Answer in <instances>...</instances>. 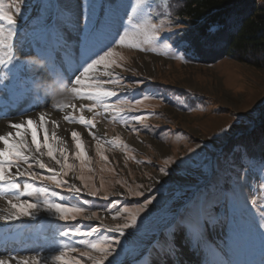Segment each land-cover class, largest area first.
I'll return each instance as SVG.
<instances>
[{
  "label": "rangeland",
  "instance_id": "374dc122",
  "mask_svg": "<svg viewBox=\"0 0 264 264\" xmlns=\"http://www.w3.org/2000/svg\"><path fill=\"white\" fill-rule=\"evenodd\" d=\"M5 3L11 5L6 10L15 15L14 0H5ZM116 3L122 6L123 15L125 11L130 12L134 0H116ZM148 3L154 13L152 21L158 23L161 19L165 20L161 39L185 28L183 21L176 16L178 5L174 1L148 0ZM260 4L264 6V2H258ZM54 5H63L78 12V3L73 5L70 0H26L22 5V15L16 17L17 36L13 38L10 48L0 50V60L5 61L0 65V135L15 132L11 124L24 123L28 130L37 132L38 140L43 143V132L35 125H27L26 121L41 114L45 118L53 115L58 122V134L56 132L57 139L53 141L49 133V142L56 145L62 139L69 152V163L78 166L71 132H80L87 164L92 168L91 173L87 168L84 171L86 177H92L89 183L100 187L102 178L104 186L101 195H121H110L109 200L104 201L82 193L78 201L66 190L48 186L47 193L22 197L35 201L60 200L63 197L68 203L85 207L87 211L78 215L76 221L67 222L47 212H41L34 220L23 218L8 223L0 219V259L26 258L37 253L49 259L59 254L62 245L86 251L87 240L77 243V239L82 238H65L71 240L66 243L59 236L66 224L79 225L82 230H86L88 225H97V220L83 219L91 211H99L106 224L123 223L127 213L113 220L115 210L105 212L102 210L104 206L116 201L121 210L127 207L134 212L140 202L156 192L157 200L140 213L137 226L127 229L125 237L120 238L121 245L117 251L121 264H145L146 259L148 264H206L208 259L213 258L217 261L231 259L234 264H264V234H261L264 229L255 227L260 222L259 210L264 209V174L255 160L257 157L241 159L233 147L238 142L247 145L251 153L264 154L261 150L264 147L259 142L264 134V125L260 123L264 120V68L256 66L250 58L241 60L232 55L213 64L194 63L184 59L186 55L178 51L170 40L166 43L171 47H165L164 43L146 42V35L138 34L125 24L128 28L125 44L120 45L117 41L114 45V58L123 64L122 68L114 69L121 81L101 85L117 91L118 95L108 102L124 111L106 113L102 107L94 106L93 111L89 112L87 108L93 106L94 102L80 98V93L88 89L75 85V77L67 71L69 67L80 68L82 36L71 30L72 26L65 18L61 19V25L70 46L66 51L56 53V64L64 70L57 71L44 58L54 47H60L48 41L41 30L44 18L55 11L51 7ZM143 8L145 5L142 4ZM0 24L4 22L0 21ZM169 27L172 28L171 32L166 31ZM10 56L19 57V60L8 64ZM102 72L101 66L95 76L101 81L108 80ZM54 81L71 89L69 102L54 103L49 88ZM133 81L142 83L133 84ZM90 82L85 81V84ZM73 87L78 92H73ZM144 96L148 99L131 111L128 109L132 105L120 103L131 101L134 104L136 99H143ZM81 108L86 119L94 120L95 129L65 119L66 116L78 118ZM140 115L144 118L132 119ZM253 122L257 127L249 132ZM133 128L137 131H133ZM226 130L228 135H225ZM21 132L23 134L24 129ZM93 134L107 141L119 138L114 146L105 143L107 161L96 154ZM255 142H258L257 146ZM45 160L54 163L48 161L47 157ZM240 164L248 169L242 173L243 185L236 194L229 193L226 189L236 185ZM160 169L167 171L168 175H164ZM72 175L70 172L68 179L71 180ZM75 182L82 186L79 180ZM141 184L143 187H137ZM36 186L43 185L36 183ZM136 191L143 192V195L129 194ZM13 196V191L0 184V216L7 215V200ZM84 200L88 203L84 204ZM253 200L256 202L254 208L251 205ZM193 202L207 203L219 213L220 222L208 235L212 250H193L183 232L176 236L177 250L174 256H165L163 250L152 248L153 240L183 213L185 206ZM47 223L51 224L47 233L33 231L34 228L45 230ZM101 233L116 236L103 229ZM68 256H78V253L69 251Z\"/></svg>",
  "mask_w": 264,
  "mask_h": 264
},
{
  "label": "snow or ice",
  "instance_id": "6c2138e0",
  "mask_svg": "<svg viewBox=\"0 0 264 264\" xmlns=\"http://www.w3.org/2000/svg\"><path fill=\"white\" fill-rule=\"evenodd\" d=\"M26 0H14V12H9L6 8L11 5H6L5 0H0V50L10 48L11 42L17 36L16 25L18 16L22 15ZM73 5L78 3V12L65 8L63 5L51 6L55 11L49 12L44 18L42 27L43 34L48 41L60 45L59 48L54 47L51 51L46 53L45 59L51 62V66L57 71H63L60 66L56 64V53L61 50H67L70 46V41L67 39L64 27L61 25V19L65 18L67 23L72 26L71 30L77 31L82 36L80 43V68L69 67L67 71L75 77V85L81 88H87L88 91L81 92L80 98L83 100L93 101L94 105L89 106L87 111L92 112L94 106H99L104 109V112L122 113L124 109H118L116 104L109 103L112 97L118 95L117 91L101 87L104 83H120L121 77L117 75L114 69L122 68L123 64L118 63L114 58V45L119 42L120 45L125 44V38L128 35V28L125 24L134 29L138 34L146 35L148 37L146 42L149 43H164L165 47L172 45L166 43L171 40L172 36H165L161 39V31L165 20L161 19L158 23L153 22L151 17L154 15L151 5L148 0H134V4L130 6V12L125 11L121 15V5L116 3V0H70ZM145 8L141 9V5ZM139 10V11H138ZM144 17L143 19H134L136 17ZM5 24L8 26L5 28ZM121 30L123 34L121 35ZM169 27L166 31L171 32ZM215 26L209 25L204 31L194 33L192 35H185L184 33H175L179 39V44L184 48L186 53L193 55L199 54L213 46L214 41L211 34L214 32ZM144 50V49H141ZM189 59V56L183 57ZM122 59V58H121ZM14 60H19V57H9L7 63L11 64ZM65 61H68L67 54ZM5 61L0 60V65ZM103 67L102 75L108 77L106 81L99 80L95 73ZM128 70V69H125ZM79 72V74H77ZM114 77V79H113ZM85 81H91L85 84ZM133 84L142 83L141 81H133ZM73 92H78V89L73 87ZM148 99L144 96L143 99H136L131 101H120V103H129L132 105L128 110L143 104V100ZM143 115L132 117L133 120L143 119ZM66 120L72 123H79L89 129H95L96 123L93 119H86L83 115V108L81 114L76 117L66 116ZM38 123L32 119L26 121L27 125H35L40 128L43 123H46L45 116H40ZM55 123V122H54ZM261 125H264L262 120ZM15 132L9 131L6 135H0V184L4 185L8 190L14 192L13 198L7 200L9 205L7 215L0 216V219L5 222H17L23 218L36 219L41 212H47L49 215L56 217L58 220L76 221L78 215L84 214L87 209L85 207L70 204L64 200L44 199L42 201H35L32 199H23L22 197H32L36 193H47L48 186L55 189H64L73 199L81 200L82 193L91 197H99L101 200L108 201L110 195H121L120 193H105L101 195V189L104 186V181L101 178L100 187L90 184L92 177H86L84 171L87 168L89 173L92 168L87 164V153L81 142V133L78 131L71 132V140L75 143V160L79 161V165L69 163V152L64 141L61 139L58 144L54 145L49 142V130L44 128L43 143L38 140L36 131H30L25 127L24 123H13L10 125ZM257 124L253 122L249 127V132L255 131ZM24 129L22 134L21 130ZM133 131L137 129L133 128ZM225 135H228L227 130ZM51 139L56 141V133H51ZM95 140V152L101 160L107 161L108 157L104 154V145L108 143L112 146L116 145L118 137L114 140L107 141L100 136L93 134ZM261 146L264 147V136L261 137ZM234 151L238 153L241 159L249 156L255 157L249 152L247 145H234ZM45 157L48 158L46 162ZM260 171L264 174V155L259 159ZM241 171L236 174V185L226 189L227 192L236 194L238 189L243 185L242 173L248 171L244 164L239 165ZM42 171H37L36 169ZM164 175L168 172L160 169ZM73 173L71 180L68 179L69 174ZM150 179H152L150 177ZM79 180L82 186H78L75 182ZM36 183L43 185L37 187ZM120 183V181H117ZM124 186L123 184L121 185ZM137 187H143L138 185ZM157 191H159L157 189ZM135 196L143 195V192L136 191L129 193ZM55 195V193H53ZM126 198V196H125ZM157 200L156 192H153L145 201L140 202L139 208L134 212L129 208L118 206L116 201H111L109 205L102 209L105 212H112V219L116 220L119 216L127 213L125 222L109 225L103 222L104 218L99 214V211H91L89 215H84L85 220H97V225H88L86 230H82L81 226L76 224H66L63 231L59 232L60 237L64 238H82L77 239V243H83L87 240V250H79L76 247L69 248L67 245H62V250L58 255H52L49 259L43 258L39 253L36 256L20 258L11 257L7 260L0 259V264H121L119 259V251L117 249L121 245L122 237H125L126 230L135 228L137 221L140 219V213H143ZM84 204L88 201L84 200ZM255 201H251V205L255 207ZM239 204V203H236ZM260 222L255 225L256 228L264 229V209L259 210ZM219 213L213 210L207 203L193 202L185 206L183 213L176 217V219L159 234V237L154 239L151 247L154 249L163 250L165 256H174L176 252V236L183 232L185 239L188 241L193 250H212V245L209 242V232L217 227L219 224ZM108 233H114L116 236L102 235L101 230ZM264 234V232H261ZM69 251L73 254L78 253V256L69 257ZM145 264H148L147 259ZM206 264H234L231 259L219 260L208 259Z\"/></svg>",
  "mask_w": 264,
  "mask_h": 264
},
{
  "label": "trees",
  "instance_id": "16d2710c",
  "mask_svg": "<svg viewBox=\"0 0 264 264\" xmlns=\"http://www.w3.org/2000/svg\"><path fill=\"white\" fill-rule=\"evenodd\" d=\"M172 1L178 5L176 16L183 21L185 28L170 35L173 37L170 41L178 51L189 56L192 62L213 64L227 55H232L241 60L250 58L256 66L264 68V6L258 5V2H264V0ZM209 25L215 26L211 34L213 46L199 54L186 53L178 42L182 37H177L175 33L192 35L204 31ZM237 144L238 142L235 145ZM254 145L257 146L258 142ZM261 150L264 151V149ZM252 154L257 157L255 159L257 162L264 155L255 151ZM50 228L51 224L47 223L45 230L34 228L33 231L47 233ZM63 241L71 242L64 237Z\"/></svg>",
  "mask_w": 264,
  "mask_h": 264
},
{
  "label": "clouds",
  "instance_id": "9594fccd",
  "mask_svg": "<svg viewBox=\"0 0 264 264\" xmlns=\"http://www.w3.org/2000/svg\"><path fill=\"white\" fill-rule=\"evenodd\" d=\"M49 88L52 90L54 103L63 104L71 100V89H67L65 84L54 81Z\"/></svg>",
  "mask_w": 264,
  "mask_h": 264
},
{
  "label": "bare ground",
  "instance_id": "6f19581e",
  "mask_svg": "<svg viewBox=\"0 0 264 264\" xmlns=\"http://www.w3.org/2000/svg\"><path fill=\"white\" fill-rule=\"evenodd\" d=\"M38 115V114H37ZM42 115V114H41ZM55 115V114H54ZM58 118V117H57ZM31 119H33L34 121H36V122H38V123H42V122H40V116L38 117H36V116H34L33 118H31ZM55 118H54V116L53 115H51V116H49V117H47L46 116V118H45V121H46V123H43V126L42 127H40V128H38L39 129V131L41 130L42 132L44 131V128H47L48 130H49V133H52L53 131H55V133L57 132V121L56 120H54ZM55 122V123H54ZM57 134H58V132H57ZM0 254H1V251H0Z\"/></svg>",
  "mask_w": 264,
  "mask_h": 264
}]
</instances>
